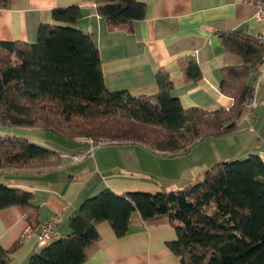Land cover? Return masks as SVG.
Masks as SVG:
<instances>
[{
	"label": "trees",
	"instance_id": "trees-1",
	"mask_svg": "<svg viewBox=\"0 0 264 264\" xmlns=\"http://www.w3.org/2000/svg\"><path fill=\"white\" fill-rule=\"evenodd\" d=\"M95 4L109 31L132 30L147 10L141 0ZM52 17L56 23L41 24L35 43L0 41V125L45 129L68 140L92 139L96 145L133 142L162 154H187L201 140L235 130L254 94L250 73L258 67L264 46L241 29L220 31L225 48L244 59L221 69V91L233 104L185 109L172 95L165 69L156 73L159 90L154 95L109 90L93 34L75 27L81 7H55ZM181 66L187 81L202 75L196 60ZM60 164L59 152L25 137L0 135V169ZM33 200V193L0 183V209L22 207L30 228L38 225ZM135 212L145 220L169 218L177 238L168 246L181 264H264V160L258 154L218 162L182 189L119 194L107 187L71 215L69 234L34 253L28 264H81L87 247L99 238L95 222L109 221L121 237ZM19 245H0V264H9Z\"/></svg>",
	"mask_w": 264,
	"mask_h": 264
},
{
	"label": "crops",
	"instance_id": "crops-1",
	"mask_svg": "<svg viewBox=\"0 0 264 264\" xmlns=\"http://www.w3.org/2000/svg\"><path fill=\"white\" fill-rule=\"evenodd\" d=\"M141 1L146 3V15L133 23L132 30L109 31L95 0H2L0 41L35 43L41 24L56 23L53 8L79 5L82 17L75 27L93 34L109 90H124L133 96L154 95L159 90L156 73L165 69L173 83L171 93L185 109L229 108L234 99L221 91V69L241 65L244 59L225 48L220 31L241 29L257 37L264 23L255 18L256 6L245 0ZM191 59L198 62L202 71L195 81H187L181 66ZM255 76L256 67L250 73V85ZM0 135L6 134L0 131ZM20 135L59 152L61 164L51 169L38 166L0 169V183L33 193V203L39 208L38 225L33 228L29 227L22 207L0 209V245L9 249L20 241L9 264H28L30 257L45 246L38 243L37 235L40 227L56 214H60L58 234L52 241L69 234L71 215L84 200L107 187L119 194L177 190L200 180L218 162L250 154H258L264 160V77L256 105L250 112L245 110L237 128L198 142L193 147L196 152L193 164L187 157L184 162L177 159L174 163L177 175L170 173L169 159L161 158L156 177L139 168L136 159L139 150L163 155L141 143L103 142L94 147L92 155L74 162L73 154L87 152V138L68 140L47 133ZM161 167H167L170 174L159 176ZM95 227L99 238L87 247L86 260L81 264H181L180 257L168 246L177 233L167 216L145 220L135 212L129 231L121 237L109 221L95 222Z\"/></svg>",
	"mask_w": 264,
	"mask_h": 264
},
{
	"label": "built area",
	"instance_id": "built-area-1",
	"mask_svg": "<svg viewBox=\"0 0 264 264\" xmlns=\"http://www.w3.org/2000/svg\"><path fill=\"white\" fill-rule=\"evenodd\" d=\"M245 1L252 3L256 6L257 11L255 14V18L257 21L264 23V0H245ZM257 39L264 46V27L258 33ZM263 77H264V55L259 59V64L258 67L256 68V76L254 83L252 85L254 94L252 97H250L247 100L245 104V110L247 112H250L257 103V92ZM246 116L247 115H245L244 118H246ZM95 146L96 144L94 143V141L92 139H89V148L87 152L85 154H73L71 156L72 160L74 162H79L84 158H86L87 156L92 155ZM59 220H60V214H56L52 219L46 221L40 227V231L37 235V238H38V243L41 246L50 243L52 239L58 234L56 230V226Z\"/></svg>",
	"mask_w": 264,
	"mask_h": 264
},
{
	"label": "rangeland",
	"instance_id": "rangeland-1",
	"mask_svg": "<svg viewBox=\"0 0 264 264\" xmlns=\"http://www.w3.org/2000/svg\"><path fill=\"white\" fill-rule=\"evenodd\" d=\"M0 131L3 132L4 136H13V137H22L20 134L22 133H26V134H31V135H36V136H46V133L53 136V137H58L54 132L49 131V130H45V129H40V128H21V127H9V126H3L0 125ZM20 132V133H18ZM10 134V135H8ZM14 134V135H12ZM26 138V137H25ZM48 140H50V137H46ZM53 142V141H50ZM143 147V146H141ZM97 148V147H96ZM144 148V147H143ZM146 149V148H144ZM193 152H190L189 154L185 153V154H176V155H172L169 153H165L163 155L160 156H155L154 154H151V152L149 154H146L143 151L137 152V164L139 166V168H142L145 172H147L148 174H150L153 177H156V175L158 176V171H157V164L159 162H161V158L163 159H169L171 161V168H170V173L173 175H177V168L174 167V163H176L177 159H179V161L184 162L185 160H183L185 157H187L189 159L190 164L194 163V157L196 156V152L193 150V148L191 149ZM127 159H129V157H127ZM133 159V158H132ZM165 162V161H164ZM160 175L162 176V174L165 173V176L170 174L169 173V169L167 167H161V169L159 170Z\"/></svg>",
	"mask_w": 264,
	"mask_h": 264
}]
</instances>
